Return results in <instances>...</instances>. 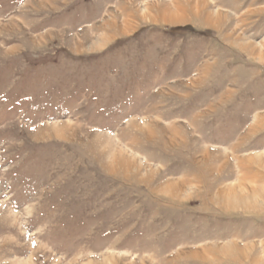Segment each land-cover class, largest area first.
<instances>
[{"label":"rangeland","instance_id":"rangeland-1","mask_svg":"<svg viewBox=\"0 0 264 264\" xmlns=\"http://www.w3.org/2000/svg\"><path fill=\"white\" fill-rule=\"evenodd\" d=\"M255 158L264 0H0V264H251Z\"/></svg>","mask_w":264,"mask_h":264},{"label":"bare ground","instance_id":"bare-ground-1","mask_svg":"<svg viewBox=\"0 0 264 264\" xmlns=\"http://www.w3.org/2000/svg\"><path fill=\"white\" fill-rule=\"evenodd\" d=\"M220 14H218L219 16ZM221 16V15H220ZM170 18L168 17V20ZM210 20L213 19V17H209ZM259 163H261L263 165V168H264V158H255ZM260 160V161H259ZM247 185V188L245 187V189H240L239 188V191H237V188H233L232 191L233 192H236V193H240V195H234L230 192L226 193V205L228 206V208H237L238 207V204L237 202H240L242 203V205L245 206V208H252V207H255V203L252 201L253 199H258L261 195H264V191L258 189V190H255V187L252 186L251 183L247 182L246 183ZM229 191V190H228ZM263 193V194H262ZM254 194V195H253ZM247 196V197H246ZM251 196H253V198H251ZM246 197V198H245ZM255 246H248V247H239L238 245L236 246H233V250L236 249L238 251H241V256L245 257L247 256L248 252H250L252 249H255L254 248ZM227 251L228 253H230L232 250L231 248L228 249V250H222V252H225ZM227 253V254H228ZM250 263L251 264H264V258H257L255 259L254 261L253 260H250Z\"/></svg>","mask_w":264,"mask_h":264}]
</instances>
